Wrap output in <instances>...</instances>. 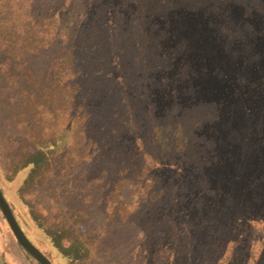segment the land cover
Wrapping results in <instances>:
<instances>
[{"label":"trees","instance_id":"obj_1","mask_svg":"<svg viewBox=\"0 0 264 264\" xmlns=\"http://www.w3.org/2000/svg\"><path fill=\"white\" fill-rule=\"evenodd\" d=\"M0 141L18 223L33 242L20 201L69 264L94 237L22 195L65 198L85 178L94 205L109 196L104 233L166 211L156 264H264V0H0ZM116 150L120 175L99 172Z\"/></svg>","mask_w":264,"mask_h":264},{"label":"rangeland","instance_id":"obj_2","mask_svg":"<svg viewBox=\"0 0 264 264\" xmlns=\"http://www.w3.org/2000/svg\"><path fill=\"white\" fill-rule=\"evenodd\" d=\"M130 55H132V52L129 53L126 57H130ZM131 59H133V57ZM133 63L136 64L135 68L136 66H139L135 62V60L133 61ZM129 75H127L126 77H131L132 81L137 80L135 79V77H132V75ZM177 105L178 104H175L174 108H177ZM207 106L208 105L201 104L194 107L196 111L185 109V112L187 113V115H189L192 113V111H194V113H197L199 111L200 116L205 112ZM190 121L191 118L189 117L187 123H189ZM143 144L145 146L146 142H143ZM145 148L147 150L144 152H136V154L138 153L137 159L140 161H146L150 155L151 150L149 148L148 142ZM73 154L75 155L76 151H73ZM114 154L115 155H112V153L106 152V155L99 159V172L103 171L102 173L104 174L110 172L109 174H112L114 176L120 175L119 172L121 167L119 165L121 164L120 160L122 158V154L118 150H116ZM12 158L13 157L7 155L5 144L0 141V169L4 171V173L9 169L8 166L12 161ZM74 159L75 161L78 160V162H75V167L74 170L72 169L71 175L75 176L79 172V168H81V172L80 174H78V178H84L82 175H84V172L87 171L83 168L91 167L89 158H86V156H84L83 159H80V156L77 155L74 156ZM76 183L78 186L80 183L84 184L83 188H72V191L70 193H65V196H67L65 198H63L64 196H60L56 197L54 200L53 197H49L48 192L46 191L48 189V183L44 184V186H42L41 188L28 190L22 196L26 199H30L35 203V205H37L38 210L45 216V222H58L61 220H65L69 223H73L74 227L77 226L79 228V226L81 225V229L84 230L87 235H89L90 237H94V242L92 243L93 257H90L88 259V264H156V251L154 247L155 244L158 243V241H161V239L164 238V236H162L160 233L158 234L155 228L157 225L158 227L162 224L164 225L166 221L164 219L169 218V215L165 213L166 211H163V213L161 212V214L157 215L156 219L152 218L155 216V213H152L150 218H138L137 214L133 215V213L131 212L132 219H127L130 220L129 222L126 221L123 223L121 222L122 220H119L117 222V226H115L114 232L104 233V225H102L101 228L99 227V225L101 223L104 224L108 220V218L102 216L101 213L97 214L95 212L97 210V207L103 202H106V206L109 207V196L107 195V193H105L103 199L99 200L100 202L97 205H94L95 201L91 202L89 199L90 197L86 195V193L88 192V183L86 182V178L80 181L78 179ZM98 189L101 190L100 187H98ZM127 189L128 191L131 190V193L132 191L134 192V188L131 185H129ZM76 190H78L79 194L76 193ZM102 194L103 193H101V195ZM134 194L132 195L133 199L136 196ZM16 204L18 210L22 212L26 218L27 233L32 238L33 243L36 244L43 252H45L54 264H69L66 259L62 257L56 249L53 248L50 240L45 237L42 231L36 226L33 218H31L28 213L27 206H25V204L21 205L22 203L20 201H18ZM128 204V207H132L131 211L138 212V209H133L135 206V203L133 201ZM79 209L84 212L83 215H78V213L81 212H77V210ZM108 209L106 210L109 212L110 210ZM76 218L78 220H76ZM96 218V227L93 228L91 224ZM96 228H98V230ZM256 232L259 231H256L255 229L251 230L252 234H255ZM0 264H37L27 254V251L21 246V244L16 240L1 210Z\"/></svg>","mask_w":264,"mask_h":264},{"label":"water","instance_id":"obj_3","mask_svg":"<svg viewBox=\"0 0 264 264\" xmlns=\"http://www.w3.org/2000/svg\"><path fill=\"white\" fill-rule=\"evenodd\" d=\"M0 210L4 215L12 233L14 234L16 240L21 244V246L29 252L34 258H36L40 264H54L49 256L43 252L36 244H34L29 237L26 235L18 220L3 194L0 187Z\"/></svg>","mask_w":264,"mask_h":264}]
</instances>
